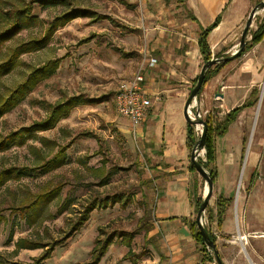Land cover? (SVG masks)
<instances>
[{"label":"rangeland","instance_id":"rangeland-1","mask_svg":"<svg viewBox=\"0 0 264 264\" xmlns=\"http://www.w3.org/2000/svg\"><path fill=\"white\" fill-rule=\"evenodd\" d=\"M31 1L33 0H0V11L6 12L11 7L27 4L31 15L36 18L33 26L18 33L3 46L0 62L9 50L44 35L48 23L56 16L72 9L87 10L92 15L76 18L59 28L45 47L20 56L11 72L0 78V96L6 97L9 91L26 79L30 71L47 62H58L56 71L49 78L38 84L15 109L0 118V139L43 120L47 115L44 108L47 103L53 105L72 96L98 102L73 107L66 116L59 119L53 129L39 133L38 138L37 134L31 136L24 144H13L0 152V170L10 167L25 168L28 173V176L10 180L0 188V210L4 218L0 223V264H36L35 261L45 249L17 250L15 243L19 239L38 240L49 245L53 240L63 237L69 224L78 217L89 199L121 192L131 198L127 206L116 204L95 209L84 226L63 245L55 247L50 258L41 264H88L94 258L91 253L95 240L102 241L112 234H115V239L98 264H153V261L159 263V258L165 264H176L175 253L179 240L170 237L174 233L173 229L162 228L160 219L155 215L160 178L155 177L151 172L152 164L145 160L146 147L128 136L125 120L116 113L114 94L118 86L137 71L143 52L151 49L153 41L160 37V31L153 28L173 29L169 27L171 23L161 18L159 10L172 12L173 15V11L180 7L172 8L169 1L164 3L165 0H158L153 4L147 0H67L68 7H40ZM260 1L262 0H251L250 10ZM177 13L181 17L184 15L182 10ZM248 14L236 31L237 35L226 39L211 51V59L229 56L238 48ZM263 16L264 11H259L253 19L246 38L247 44ZM4 23L5 20L0 19V29ZM186 32L184 36L188 39L178 38L190 43L193 34L187 29ZM263 48L264 40L259 44V49ZM259 49L251 48L224 66L208 82L213 94L219 93L229 98L228 106L240 103L255 89V94L258 93L260 98L251 115V120L255 123L257 112L255 124L259 120L260 100L264 97V90L261 95L264 87V52L259 54ZM196 61L198 63L192 70H177L184 78L188 72L192 74L191 77L186 76L189 78L186 79V85L177 83L171 77L166 79L163 75L164 84L158 88L162 91L163 86H175L178 91L185 92L187 98L194 86L193 75L198 76L204 64L199 55ZM163 94L165 93H160V96ZM219 97L216 100H220ZM225 104L227 101L222 104L221 109L214 103L213 110L207 109L205 115V109L199 110L202 120L209 116L221 120L224 115L219 112L226 109ZM192 106L196 109L197 99ZM192 129L196 141L199 135L194 131L193 125ZM255 129L253 136L256 134ZM197 130L200 132L199 127ZM42 137L53 145L45 147L40 139ZM251 138L252 131L247 136L246 147ZM60 148H65L64 164L49 173L40 172L37 167ZM203 154L201 152L198 157L201 161H205ZM97 169L104 173L111 172L112 176L105 186L99 185L101 176L96 172ZM243 174L244 169L238 178V193L242 189ZM147 180L151 181L150 185L146 184ZM199 180V190L203 194L204 181L201 177ZM60 183L63 184L60 195L45 207L47 209L41 223L29 225L24 217L11 210L28 201L41 187H52ZM213 195L214 192L212 197ZM61 205L66 210L53 218L52 214ZM210 205L214 206L213 198ZM210 205L208 208H211ZM145 223L154 228L149 234L151 238H148L152 247L144 246L145 232L137 229ZM209 224L207 214L204 213L203 226L213 235ZM131 233V238L127 239ZM125 239L130 240L129 246ZM195 246L199 247V252L203 249L197 243ZM141 250L146 254L138 259L136 256ZM207 252L212 260L211 264H215L206 249Z\"/></svg>","mask_w":264,"mask_h":264},{"label":"crops","instance_id":"crops-1","mask_svg":"<svg viewBox=\"0 0 264 264\" xmlns=\"http://www.w3.org/2000/svg\"><path fill=\"white\" fill-rule=\"evenodd\" d=\"M147 1L153 4L158 0ZM167 1L172 8L179 6L177 11L182 10L184 15L181 17L177 11H173L174 14L171 15L172 12L159 10L161 18L171 23L169 27L173 29L153 28L160 31V37L153 41L151 49L144 51L157 61L156 67L146 72L144 83L151 107L144 123L137 128L135 136L131 134L128 121L124 118L122 120H125L128 127L126 132L131 136V140H137L146 147L145 160L152 164L151 172L155 177L160 178L155 215L160 219L162 228L173 229L174 233L170 237L179 240L175 253L176 264H211L208 252L204 249L198 251L199 247L195 246L197 242L192 238L189 228L192 221L190 218L194 216L195 193L193 176L188 169L191 152L186 147L187 122L183 118L185 92L178 91L175 86H163L162 91L158 87L164 84L163 75L166 79L171 77L177 83L186 85V79H189L187 75L191 77L192 74L188 72L184 78L177 70H192L198 63L196 58L198 55L201 57L197 46L200 29L207 28L216 19L219 20L217 27L207 37L211 53L226 39L237 35L236 31L251 8V0H165L164 3ZM186 29L193 34L190 43L178 38L188 39L184 36L187 34ZM259 44L254 47L259 49ZM262 52L264 48L259 49V54ZM196 76L193 75L194 78ZM209 85L208 83L198 96L195 110H213L214 103L222 109V104L227 101L226 109L219 112L224 115L244 102H251V105L239 112L225 135L215 140L213 165L216 179L212 190L214 195L211 196L214 200L213 207L210 205L211 199L209 201V225L216 239V250L223 264H264V240L258 237L264 232V97L260 100L259 120L255 124L257 112L255 123L252 122L251 115L259 98L258 93L251 94L252 89L240 103L228 106L229 98L221 94L220 100H216L218 95L213 94ZM160 93L165 94L160 96ZM251 131L252 140L246 147V139ZM243 169V185L238 193L237 182ZM147 181L150 185L151 181ZM218 197L231 202L223 214L220 227H217L216 222L215 202ZM241 236H244V239L241 240ZM160 260L161 258L159 263L153 261V264H165Z\"/></svg>","mask_w":264,"mask_h":264},{"label":"trees","instance_id":"trees-1","mask_svg":"<svg viewBox=\"0 0 264 264\" xmlns=\"http://www.w3.org/2000/svg\"><path fill=\"white\" fill-rule=\"evenodd\" d=\"M31 2L37 3V6L40 7H56V6H63L68 7L69 3L67 0H33ZM30 2V3H31ZM92 15V13L88 12L87 10L83 9H72L68 10L59 16H56L50 23H48V27L40 38H34L27 42H23L16 46L15 48L9 50L7 56L1 60L0 62V78L4 75H7L11 72L14 67L15 62L17 59L27 53H30L34 50H38L40 48L45 47L48 43L53 34L59 29L66 26L69 22L76 18L80 17H88ZM0 19L3 21L5 20L4 26L0 29V54L2 53L3 46L15 37L18 33L23 30L29 29L31 26L35 24V17L31 15V10L29 5H19L16 7H11L8 11L3 12L0 11ZM219 20L216 19L210 26L205 29H200L197 38V46L202 57L203 62L211 59V53L209 46L207 44V37L209 33L217 27ZM251 40L250 43L245 45L243 51L238 55V57L245 54L248 50L253 48L254 46L258 45L264 38V16L260 19L259 24L256 27V30L250 35ZM219 57V56H217ZM237 57V58H238ZM57 61L47 62L45 65L41 67H37L29 72L26 79L18 84L14 89L9 91L6 97L0 96V118L4 115L10 113L13 109H15L18 104L29 94L31 91L40 84L43 80L49 78L57 69L58 67ZM227 63H220L210 67L206 73L203 80L202 87L198 93L202 92V90L206 87L208 82L215 77L220 70L226 66ZM198 77V76H197ZM197 77L194 79V84L196 82ZM255 89L252 90L251 94H255ZM98 100L92 99H85L81 96H72L64 101L58 102L56 104H45L44 107L47 111V115L43 120L34 123L30 127L22 128L16 132H12L7 136L0 139V152L4 151L8 147L13 144L22 145L28 140L31 136H34L41 132H45L51 130L55 127L56 123L62 117L66 116L69 111L76 106L79 105H89L95 104ZM251 105V102H244L241 106H238L228 113L224 114L223 118L220 120L216 117H207L204 120L206 123V135H205V144H204V158L205 161H201L198 159L199 163L203 166L205 170L209 173L212 182L214 183L216 179V170L214 168V160H215V140L217 138L223 137L228 130V127L231 123H233L239 114V112L246 108L247 106ZM194 131L196 134H200V132L195 129ZM43 145L45 147H50L53 144L48 141L46 138H40ZM197 141V140H196ZM196 141L194 140V132L192 129V125L187 123L186 127V147L191 152ZM52 144V145H51ZM64 152L65 148L57 149V151L43 164L37 169L42 173H49L53 170L60 168L64 164ZM189 172L192 174V184L194 190V216L192 221L189 224V228L191 231L192 238L195 242L199 243L203 249L206 251L204 246L202 237L199 233V230L196 227L195 223V216L198 210V207L202 201V194L199 190V176L196 173L192 163H189ZM96 172L101 176L99 185L105 186L108 184L109 179L111 178V172L104 173L103 170L97 169ZM28 176L26 173L25 168H5L0 170V188H2L8 181L10 180H20L24 177ZM148 182H146L147 184ZM43 186L41 187L38 192L33 194L31 198L26 201L24 204H20L17 207L11 208L16 213H19L25 220L28 222L29 225H34L36 223H41L43 217L45 216V212L49 204H51L54 200H56L60 192L63 188V184H57L56 186L48 187ZM129 195H124V192L121 193H113L107 194L103 197H93L89 199L83 207V210L80 212L78 217L69 224V229L66 230L62 238L55 239L49 245L44 244L42 241L38 240H26V239H19L15 243V247L17 250H34V249H45L44 253L35 261L36 264H41L43 261L50 258V253L53 249L57 246L63 245L68 239H70L75 233H77L84 224L88 221L89 215L97 208H107L111 205H120L122 207L127 206L128 202L130 201ZM230 200H225L222 197H218L215 202L216 207V222L217 227H220L222 222L223 214L225 213L226 209L230 205ZM66 210L64 205H61L59 208L56 209V212L52 214L53 218H56L58 215H62ZM2 211L0 210V223L3 221ZM205 213L207 214V218L210 221L209 217V208L207 206ZM185 221V220H183ZM205 227V226H204ZM137 229H142L145 232L144 235V246L151 245V240L148 239V233L153 229L151 224L145 223L141 225ZM207 230L210 239L216 242L215 237ZM101 230V229H100ZM129 234V238L131 235ZM109 236V235H108ZM113 239H115V234L112 236L105 238L104 240H95V247L92 249V253L94 258L88 264H98L99 260L104 256L108 246L112 243ZM120 239L122 237L120 236ZM126 240V239H125ZM129 241L126 240V245L129 246ZM216 247V246H215ZM145 251L141 250L140 253L136 256V258L141 259L145 256Z\"/></svg>","mask_w":264,"mask_h":264},{"label":"water","instance_id":"water-1","mask_svg":"<svg viewBox=\"0 0 264 264\" xmlns=\"http://www.w3.org/2000/svg\"><path fill=\"white\" fill-rule=\"evenodd\" d=\"M259 11H264V0L258 2L250 10L248 17H247V20L244 24V27H243L241 35H240V40H239V43L237 46L238 48L234 52H232L229 56L220 57V58H216V59H210L203 64V66L201 67L200 72L198 74V77L196 79V82H195L194 86L192 87V89L190 90V93H189L188 97L186 98L184 106H183V118H184V120L190 125L201 126L200 137H199V139H197V141H196V143H195V145H194V147L190 153V163H192V165H193L196 173L198 174V176L203 179L204 188H205V192H203V194H202V201L198 207V210H197V213L195 216V223H196V227L199 230V233L202 237L204 246L212 255V258H213V261L215 264H223V263H222L219 255L217 253L214 242L210 239L207 230L203 226V216H204V213H205L207 206L209 205V201H210L211 196H212L213 182L211 180L209 173L207 172V170H205L203 168V166L199 163L198 158H197L198 155L202 151H204L205 135H206L207 126H206V123L204 122V120L200 119L197 116V113L199 112V110H195V113H194L195 116L192 119L189 116V109H190L193 101H195L199 96L198 93L202 87L206 71L214 65L233 61L243 51V49L246 45V38L248 35L249 28L251 27L252 21L255 18V16L258 14ZM217 95L221 96V94H219V93H217Z\"/></svg>","mask_w":264,"mask_h":264},{"label":"built area","instance_id":"built-area-1","mask_svg":"<svg viewBox=\"0 0 264 264\" xmlns=\"http://www.w3.org/2000/svg\"><path fill=\"white\" fill-rule=\"evenodd\" d=\"M156 64L157 61L155 58H153L147 52H143L137 71L129 80L122 82L114 94L116 113L119 117L128 121L133 136H135L137 128L144 123L148 114V110L151 107L150 97L144 88V83L146 72H149L155 68ZM263 90L264 87L262 89L261 95H263ZM206 113L207 112H205L204 115ZM197 116L202 119L200 111L197 113ZM202 152L205 153L204 151ZM258 237L264 240V232L259 234ZM239 238L242 240L244 239V236Z\"/></svg>","mask_w":264,"mask_h":264},{"label":"bare ground","instance_id":"bare-ground-1","mask_svg":"<svg viewBox=\"0 0 264 264\" xmlns=\"http://www.w3.org/2000/svg\"><path fill=\"white\" fill-rule=\"evenodd\" d=\"M193 102H195L196 103V100L195 101H193ZM196 107V106H195ZM194 112H195V109L193 108V106H192V104H191V107H190V109H189V116L193 119V116H194ZM257 114V113H256ZM196 126V129L199 127V129L201 130V126H199V125H195ZM199 157V156H198ZM203 192H205V188H204V191Z\"/></svg>","mask_w":264,"mask_h":264}]
</instances>
